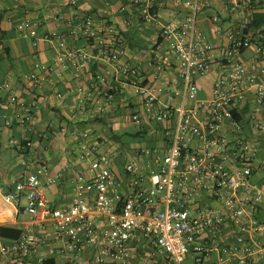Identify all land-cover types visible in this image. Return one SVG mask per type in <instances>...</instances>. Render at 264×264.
<instances>
[{
  "label": "built area",
  "instance_id": "built-area-1",
  "mask_svg": "<svg viewBox=\"0 0 264 264\" xmlns=\"http://www.w3.org/2000/svg\"><path fill=\"white\" fill-rule=\"evenodd\" d=\"M128 3L144 23L158 22L154 0ZM230 3L242 20L226 26L213 17V40L199 29V0L181 2L185 18L160 27L159 37L177 63V80L166 94L141 86L136 68H117L140 98L131 122L160 127L161 145L150 151L156 167L141 172L129 162L120 179L109 157L99 155L90 180L76 178L75 202L52 207L42 187L53 179L41 163L2 197L35 227L9 244L0 237L3 264H44L47 228L62 242L53 252L61 264H253L264 257V223L256 220L264 211V189L252 183L255 172L264 170V26L246 31L264 0ZM76 4L69 0L68 6ZM65 23L59 40L82 38L88 44L99 33L89 48L107 59L123 52L118 32L105 23L101 28L92 14ZM17 30L38 46L25 23ZM93 60L84 50L63 53L55 58L58 69L48 71L60 76L67 65L78 70ZM23 78L33 88L47 83L44 74ZM206 78H211L208 92L198 86ZM8 89V82L0 83V93ZM96 152L86 147L83 157Z\"/></svg>",
  "mask_w": 264,
  "mask_h": 264
},
{
  "label": "crops",
  "instance_id": "crops-1",
  "mask_svg": "<svg viewBox=\"0 0 264 264\" xmlns=\"http://www.w3.org/2000/svg\"><path fill=\"white\" fill-rule=\"evenodd\" d=\"M185 1L189 0H154L158 22L146 24L130 8L128 0H77L74 8L68 6L69 0H0V83H9V89L0 93V227L19 232L35 230L30 218L5 204L2 197L41 163L53 179L52 183L43 182L42 187L52 207L75 202L79 197L74 190L76 178L82 176L89 181L99 155L109 157L111 170L120 179L129 162H135L141 172L156 167L150 151L161 145L160 127L131 122V115L141 108L140 98L117 68H136L141 76L140 85L151 86L160 94L174 87L177 63L166 40H159V30L162 25L185 18L187 10L181 4ZM230 2L199 0L198 26L209 40L214 38L213 17H219L226 26L242 20ZM258 9L264 13V4ZM85 14H92L101 28L105 23L118 32L121 54L111 53L107 59L89 48L88 44L99 33L88 44L82 38L64 41L57 38L67 31V19ZM22 22L28 33L34 32L37 47L32 46V36L17 30ZM79 50L95 55V60L78 70L67 65L61 69L60 76L48 71L53 67L58 69L55 64L58 55ZM246 58L249 59L248 53ZM29 73L46 75L47 83L33 88L23 78ZM198 86L208 92L211 78L199 80ZM12 96L15 102L10 101ZM140 132L146 133L144 137L136 136ZM120 134L128 135L121 139L122 144L111 138ZM133 140H145L150 146L143 148L140 143L130 142ZM86 147H94L96 157L84 158ZM252 183L264 189V170L255 172ZM87 196L84 193V198ZM256 220L264 223V211L256 215ZM47 229L42 247L47 253L44 264H61L62 259L53 252L62 242ZM2 240L7 244L13 241ZM3 263L0 258V264ZM253 264H264V257Z\"/></svg>",
  "mask_w": 264,
  "mask_h": 264
},
{
  "label": "trees",
  "instance_id": "trees-1",
  "mask_svg": "<svg viewBox=\"0 0 264 264\" xmlns=\"http://www.w3.org/2000/svg\"><path fill=\"white\" fill-rule=\"evenodd\" d=\"M258 10L259 9H257L256 12L252 13L251 17H249V20H248L249 23L246 26V31L256 30V29L260 28L261 26H264V13H261ZM160 39H161V37L159 38V40ZM145 134H146L145 132H140V133L136 134V136L138 138H140V137H144ZM126 136H128V135H125V137ZM111 138L114 142L122 144L120 137L112 135ZM96 155H97V153H94L92 157H96ZM20 234H21V232H19V231L8 229L5 227H0V237L3 239H8V240L14 241L19 237Z\"/></svg>",
  "mask_w": 264,
  "mask_h": 264
},
{
  "label": "rangeland",
  "instance_id": "rangeland-1",
  "mask_svg": "<svg viewBox=\"0 0 264 264\" xmlns=\"http://www.w3.org/2000/svg\"><path fill=\"white\" fill-rule=\"evenodd\" d=\"M184 1V0H183ZM132 126H130L129 128H131ZM133 128V127H132ZM120 135H122V134H120ZM126 137H128V136H126ZM120 138L121 139H126L125 138V135H122V136H120ZM131 143H133V142H137L138 144L140 143V144H142L144 147L143 148H147V147H149L150 145V143L149 142H147V141H145V140H142V141H139V140H133V141H130Z\"/></svg>",
  "mask_w": 264,
  "mask_h": 264
}]
</instances>
